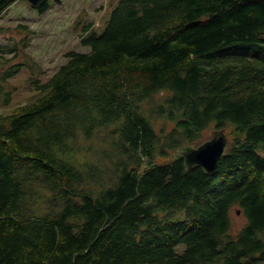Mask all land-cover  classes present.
<instances>
[{"label": "trees", "instance_id": "obj_1", "mask_svg": "<svg viewBox=\"0 0 264 264\" xmlns=\"http://www.w3.org/2000/svg\"><path fill=\"white\" fill-rule=\"evenodd\" d=\"M19 26L0 105L25 64L48 92L0 112V264H264V0H119L46 81ZM211 126L215 174L173 159Z\"/></svg>", "mask_w": 264, "mask_h": 264}, {"label": "rangeland", "instance_id": "obj_2", "mask_svg": "<svg viewBox=\"0 0 264 264\" xmlns=\"http://www.w3.org/2000/svg\"><path fill=\"white\" fill-rule=\"evenodd\" d=\"M50 7L45 13H40L31 6L29 0H18L0 17V45L21 39L25 35L20 24L27 26L31 36L27 51L39 63L38 71L43 81L53 75L60 66L67 62V52L79 50L89 52L90 47L81 43L80 32L82 27L94 22L98 33L103 32L113 9L119 0H49ZM79 22L80 27H77ZM32 70L28 64L11 78L17 85L12 102L9 105H0V112L11 114L17 105L35 101L45 95L48 90L39 89L30 82ZM168 122L160 120L159 123ZM168 127L172 124L169 122ZM220 128L211 126L204 131V139L212 136ZM226 135L231 142L234 134L231 126L225 128ZM240 211V213H238ZM234 230L238 231L246 222L238 206L232 209Z\"/></svg>", "mask_w": 264, "mask_h": 264}, {"label": "water", "instance_id": "obj_3", "mask_svg": "<svg viewBox=\"0 0 264 264\" xmlns=\"http://www.w3.org/2000/svg\"><path fill=\"white\" fill-rule=\"evenodd\" d=\"M38 6L44 0H29ZM231 147V140L225 129H217L214 134L198 142L180 145L173 150V159H184L187 169L201 167L208 174H215L223 157ZM240 213V211H238Z\"/></svg>", "mask_w": 264, "mask_h": 264}, {"label": "bare ground", "instance_id": "obj_4", "mask_svg": "<svg viewBox=\"0 0 264 264\" xmlns=\"http://www.w3.org/2000/svg\"><path fill=\"white\" fill-rule=\"evenodd\" d=\"M224 129V128H223Z\"/></svg>", "mask_w": 264, "mask_h": 264}]
</instances>
